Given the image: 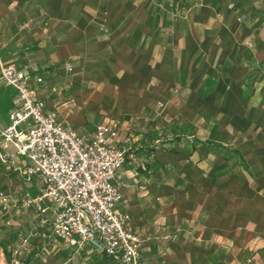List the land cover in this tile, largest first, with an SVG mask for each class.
Wrapping results in <instances>:
<instances>
[{
	"label": "crops",
	"instance_id": "1",
	"mask_svg": "<svg viewBox=\"0 0 264 264\" xmlns=\"http://www.w3.org/2000/svg\"><path fill=\"white\" fill-rule=\"evenodd\" d=\"M1 62L43 78L76 132L132 138L116 185L144 264H264V0H0ZM15 95L0 75V130ZM14 153L0 151V264H115L40 235L21 197L43 183Z\"/></svg>",
	"mask_w": 264,
	"mask_h": 264
},
{
	"label": "built area",
	"instance_id": "2",
	"mask_svg": "<svg viewBox=\"0 0 264 264\" xmlns=\"http://www.w3.org/2000/svg\"><path fill=\"white\" fill-rule=\"evenodd\" d=\"M0 75L4 85L16 90L10 124L0 130V151L14 148V154L28 162L23 169L27 178L42 180L37 196L26 192L21 197L25 208L36 207L38 224L47 227L40 235L76 250H97L115 264H144L142 239L130 225V213L119 207L125 200L116 185L132 138L127 136L125 145H116L115 123L98 125L92 135L80 134L38 96L34 83L43 78L15 62H1ZM44 200L53 205L51 220L42 207Z\"/></svg>",
	"mask_w": 264,
	"mask_h": 264
},
{
	"label": "trees",
	"instance_id": "3",
	"mask_svg": "<svg viewBox=\"0 0 264 264\" xmlns=\"http://www.w3.org/2000/svg\"><path fill=\"white\" fill-rule=\"evenodd\" d=\"M10 87V86H9ZM11 89L13 90L14 88L13 87H11Z\"/></svg>",
	"mask_w": 264,
	"mask_h": 264
}]
</instances>
